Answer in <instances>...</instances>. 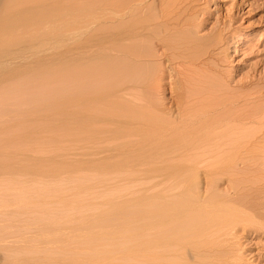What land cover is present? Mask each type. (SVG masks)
<instances>
[{"label": "bare ground", "instance_id": "obj_1", "mask_svg": "<svg viewBox=\"0 0 264 264\" xmlns=\"http://www.w3.org/2000/svg\"><path fill=\"white\" fill-rule=\"evenodd\" d=\"M97 1L0 0V95H18L0 99V264H245L238 233L264 235V149L254 146L264 106L210 66L217 38L197 34L187 0H99L101 17ZM63 171L150 188L78 223L72 208L11 198L39 179L32 192L53 202ZM108 233L121 237L123 262L105 245L80 254Z\"/></svg>", "mask_w": 264, "mask_h": 264}, {"label": "rangeland", "instance_id": "obj_2", "mask_svg": "<svg viewBox=\"0 0 264 264\" xmlns=\"http://www.w3.org/2000/svg\"><path fill=\"white\" fill-rule=\"evenodd\" d=\"M37 0H30L34 2ZM65 2H86L89 0H64ZM96 3L95 0H92ZM103 1V0H100ZM99 0L97 1V4ZM186 2V16L191 23L195 24V29L198 30L197 34L206 35L208 38H217V43L207 57V60L210 66L216 70L219 76L224 77L226 82H229V88L235 93H241V96L248 97L254 107L263 108L264 106V0H187ZM102 3V2H101ZM188 3V4H187ZM96 4V5H97ZM100 7V8H99ZM99 12L96 13L101 17L102 8L101 4L98 5ZM188 9V11H187ZM101 20V18L99 19ZM98 20V21H99ZM193 21V22H192ZM101 23V21H99ZM102 25V24H101ZM197 25V26H196ZM69 53H66L64 57ZM206 60V61H207ZM13 60L12 62H14ZM17 62V61H16ZM14 62V63H16ZM52 63V62H51ZM49 62H43V64H51ZM53 63H60L53 62ZM33 66L34 63L30 62L26 65ZM41 64V65H43ZM185 65V68L183 67ZM183 65V66H182ZM213 65V66H212ZM178 66V67H177ZM34 67V66H33ZM177 69L180 67V73H176L174 76L176 80L182 79V75L185 74L187 65L185 63H180L176 65ZM217 69H216V68ZM185 69V70H184ZM219 70V71H218ZM181 74V75H180ZM180 77V78H179ZM223 78V79H224ZM176 83V85H175ZM174 85L165 86L166 89L162 91V96L166 103L171 102L175 99L174 90L177 87V91L181 90V83L175 82ZM172 86V87H171ZM174 88V89H170ZM175 90V91H176ZM171 91V92H170ZM231 91V92H232ZM238 91V93L236 92ZM179 92V91H178ZM232 92V93H233ZM41 93V92H39ZM37 93V94H39ZM164 93V95H163ZM233 93V94H234ZM14 93H6L3 96H6L7 100L14 97ZM2 96V95H0ZM0 98L1 100L3 99ZM16 95L15 97H17ZM172 96V97H171ZM243 96V97H244ZM171 97V98H170ZM178 97V96H177ZM176 97V99H178ZM170 98V99H169ZM169 99V100H168ZM4 100V101H5ZM3 102V101H2ZM0 101V104L2 103ZM178 103V101H176ZM263 102V103H262ZM173 104V103H172ZM263 105V106H262ZM176 106V104H175ZM174 107V105H173ZM264 114L260 119H258L260 125L264 124ZM260 126L261 131L258 132L254 146L257 148L264 149L262 141L264 143V125ZM15 133V132H14ZM262 134V135H261ZM262 138V139H261ZM259 140L261 143H259ZM5 146L9 147L12 142H2ZM259 143V144H258ZM258 144V146H257ZM37 149L41 153L49 152L50 150L56 149L54 144H42L37 142ZM261 147H260V146ZM255 147V149H256ZM263 147V148H262ZM258 148V149H259ZM264 155V150L262 151ZM71 156V155H69ZM264 171V169H263ZM264 174V172H263ZM264 176V175H263ZM109 177L108 179H106ZM105 176L104 178L99 177H88L83 179H77L78 173L71 171H63L62 173L53 180L55 190L52 192L55 199L51 201V196L48 193L40 194L32 192V187L34 185H39L42 187L44 185L43 181L36 180L34 182L30 181V188L23 186L27 185L24 180H19V184L14 186H19L21 184L23 188L14 191L11 194V198L17 199L22 198L27 195H31V200L26 208H72L70 212L75 214L74 223H78L81 220V217L91 215L100 211L101 209H106L105 200L120 201L127 195H136L139 193V187L147 186L150 184V179H130V178H115L112 176ZM0 177V188L2 186ZM72 178V179H69ZM24 181V182H23ZM56 182V183H55ZM29 183V182H28ZM46 183V182H45ZM48 183H51V181ZM47 184V183H46ZM6 188V187H5ZM4 188V189H5ZM20 188V187H19ZM149 189L150 185L143 189ZM18 189V188H17ZM127 192V193H126ZM125 193V194H124ZM17 197H15V196ZM126 195V196H127ZM45 196V197H44ZM107 200V201H108ZM63 211H56L54 217L59 222L63 215ZM112 226V225H110ZM251 227H246L244 231L238 233V245L235 242V248L238 249V253L241 255L243 262L245 264H264V235H260L259 231H252ZM240 233L242 235H240ZM121 237H113L108 233L102 240L96 242L92 247L84 248L80 250V254L85 257H91L97 250L101 249L104 245L106 246L105 255L108 257L111 256L114 258L115 263L123 262V259L120 258L121 254L126 252L125 248L121 245ZM74 246H78V242H75ZM104 246V247H105ZM238 246V247H237ZM103 247V248H104ZM241 249V250H240ZM79 250V249H76ZM74 249V256L77 255V252ZM123 251V252H122ZM125 251V252H124ZM6 253V251H0V253ZM122 252V253H121ZM242 253V254H241ZM3 254V253H2ZM244 255V258H243ZM121 259L119 261V259ZM246 262H245V261ZM125 262V261H124ZM133 262V261H132Z\"/></svg>", "mask_w": 264, "mask_h": 264}]
</instances>
